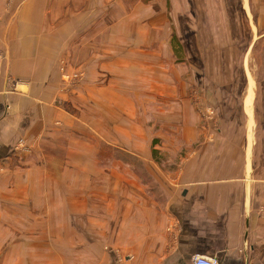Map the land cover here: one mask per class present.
I'll return each mask as SVG.
<instances>
[{
  "label": "crops",
  "instance_id": "1",
  "mask_svg": "<svg viewBox=\"0 0 264 264\" xmlns=\"http://www.w3.org/2000/svg\"><path fill=\"white\" fill-rule=\"evenodd\" d=\"M112 6V0H0V48L7 55L0 76V168L5 169L0 172V201L9 204L1 206L0 202V220H9L0 221V251L9 247L15 252L31 241L34 229L20 223L22 217L58 212L90 215L87 227L94 243L89 245L104 242L133 248L136 264H192L194 256L217 257L220 264H264V217L260 214L264 206V80H248L241 97L235 91H223L216 101V133L192 126L190 118L184 121L177 135L190 151L177 171L164 173L154 159L144 158L143 113L136 114V125L130 115L114 125V118L107 116L112 113L107 97L91 90L87 96H78L84 101L61 94L56 71L61 60L83 66L84 56H94L85 66L89 74L83 86L96 83L95 68L103 72L110 68L106 58L112 49L96 47L95 40L127 37L112 29L114 19L118 25L124 20L118 18L123 16L120 4L115 6V16ZM135 53L131 62L143 66L144 50ZM156 55L159 60L160 53ZM10 78L20 81L19 85ZM237 83L228 81L223 86ZM82 102L105 103L103 112L94 107L101 114L88 116L86 122L108 142H113L112 133L120 135V142L136 151L137 162L107 161L113 169L93 170L98 167L90 160L95 144L73 143L75 121L70 112L74 110L69 108H80ZM160 137L154 135V139ZM194 142L199 143L196 149ZM21 143L28 148L20 149ZM34 146L40 151L39 165L30 157ZM50 152L54 155L48 158ZM148 164L154 168L156 190L150 189L144 176L128 170ZM76 166L85 168L84 173L69 176L73 174L70 168ZM49 167L56 169V180L50 177ZM61 167L66 169L60 174ZM67 177L75 179V186L82 184L83 197L88 194L92 199L90 207L65 212L49 205L51 198L65 192ZM73 189V185L67 187V191ZM103 213L104 225H98L103 218L97 215ZM35 227L40 230L37 240L50 239L47 222ZM64 232V241L71 238L73 246H82L79 224L71 234Z\"/></svg>",
  "mask_w": 264,
  "mask_h": 264
},
{
  "label": "rangeland",
  "instance_id": "2",
  "mask_svg": "<svg viewBox=\"0 0 264 264\" xmlns=\"http://www.w3.org/2000/svg\"><path fill=\"white\" fill-rule=\"evenodd\" d=\"M250 2L249 6L248 0H112L114 16L118 11L115 6L120 4L123 16L118 18L124 19L121 25L115 24L114 19L112 29L127 37L95 40L98 43L96 47L107 45L113 51L106 58V62H109L107 66L110 67L108 71L103 72L101 67H97L92 72L97 74L95 78L98 80L94 83L97 86H83L89 74L85 66L93 55L84 56L86 63L83 66L61 60L56 70L61 80V94L77 99L79 95L87 96L91 90L92 94L107 97V103L112 106V113L107 116L114 118V125L123 123V118L128 115L133 117L136 125V114L143 113L146 117L144 131L147 141L144 158L154 159L164 173L172 174L190 151L185 149L177 135L184 121L190 118L192 126L197 124L198 129L209 128L216 133L219 129L216 101L223 91L228 94L235 91L241 97L248 80H264V0ZM140 49L145 53L143 66L131 62L137 57L135 52ZM0 51L4 56V69L7 55L2 48ZM133 51L135 52L131 53ZM156 52L160 53L159 60L156 59ZM102 61L104 62L103 59ZM233 80L238 81L236 86H223ZM10 81L15 86L20 83L12 78ZM103 104L105 103L95 105L82 102L80 108H71L72 105L69 108L74 110L70 112L75 121L73 143L79 141V144H95L96 150L90 158L98 163V167L93 168L95 171L113 169L107 161L137 162L138 157L136 151L126 148L120 142V135L112 133L113 142H108L86 122L88 116L101 114L95 113L94 107L103 112ZM157 133L161 137L154 139ZM70 139L66 140V146ZM198 145V142L192 143L193 149ZM156 146L157 149H153ZM25 147L28 148L24 143L19 145L22 150ZM35 147L32 149L33 156L30 157L39 165L37 159L40 151L35 150ZM53 155L50 152L48 158ZM147 166H130L128 170L130 174L144 176L146 184L153 190L156 187L153 181L154 168L150 164ZM63 169L65 171L66 168H58L60 174ZM70 169L73 174L69 176L77 178L78 173H84L85 168L76 166ZM4 170L0 168L1 173ZM48 173L56 180V169L49 167ZM73 180L75 179L66 178L65 192L60 194V198L48 201L51 207L63 208L68 212L92 205L88 194L83 197L84 189L80 187L82 184L75 186ZM72 185L75 190L67 191V187ZM0 202L1 206L9 205L8 201ZM97 216V219L103 218L98 220V225H104V213ZM94 217L93 215V219ZM90 218V215H61L58 212L26 219L22 217L20 223L31 225L34 229L31 231L32 239L25 246H19L21 249L18 248L15 252L10 251L9 247L2 248L0 264H136V254L131 253L133 248L129 250L119 245L106 246L104 242H100V246H90V243H94L87 227L90 225ZM1 222L8 223L9 220ZM45 222L49 226L50 239L37 240L40 230H35L39 229L35 226H41ZM77 224L81 226L82 246H73L71 238L69 242L62 239L63 230L65 235L71 234L73 226ZM127 256H133V260H127Z\"/></svg>",
  "mask_w": 264,
  "mask_h": 264
},
{
  "label": "built area",
  "instance_id": "3",
  "mask_svg": "<svg viewBox=\"0 0 264 264\" xmlns=\"http://www.w3.org/2000/svg\"><path fill=\"white\" fill-rule=\"evenodd\" d=\"M3 60L4 56L0 51V73L3 69ZM260 214L262 217H264V206L261 207ZM127 260H133V256H127ZM192 264H220V261L217 257L194 256L192 258Z\"/></svg>",
  "mask_w": 264,
  "mask_h": 264
},
{
  "label": "bare ground",
  "instance_id": "4",
  "mask_svg": "<svg viewBox=\"0 0 264 264\" xmlns=\"http://www.w3.org/2000/svg\"><path fill=\"white\" fill-rule=\"evenodd\" d=\"M84 209V208H83Z\"/></svg>",
  "mask_w": 264,
  "mask_h": 264
}]
</instances>
